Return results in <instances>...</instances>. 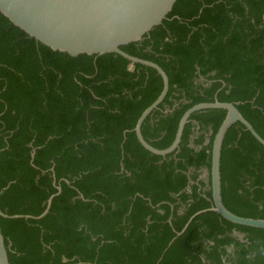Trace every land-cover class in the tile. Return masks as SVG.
<instances>
[{"label":"trees","instance_id":"obj_1","mask_svg":"<svg viewBox=\"0 0 264 264\" xmlns=\"http://www.w3.org/2000/svg\"><path fill=\"white\" fill-rule=\"evenodd\" d=\"M121 48L169 77L142 124L153 146L168 147L186 109L215 98L237 103L264 138V0H177ZM162 88L150 66L53 50L0 12V208L39 215L62 188L39 219L0 217L11 264H264V228L206 211L176 234L212 205L209 173L198 177L226 110L195 111L179 148L154 154L133 128ZM221 180L227 208L264 218V145L239 121Z\"/></svg>","mask_w":264,"mask_h":264},{"label":"water","instance_id":"obj_2","mask_svg":"<svg viewBox=\"0 0 264 264\" xmlns=\"http://www.w3.org/2000/svg\"><path fill=\"white\" fill-rule=\"evenodd\" d=\"M177 0H0V12L15 26L30 37L53 50L66 52L71 56L79 54H119L133 63L150 66L161 75L163 88L158 97L138 117L133 130L139 142L154 154L165 156L176 151L182 139L185 124L195 111L221 108L225 117L214 134L211 148L210 187L212 205L197 211L190 220L206 211H214L225 219L246 226L264 228V218L247 217L234 213L223 202L221 180V157L223 140L229 127L241 122L263 145L264 138L237 107L229 101H203L186 109L181 116L175 137L166 148L153 146L142 133V124L151 111L158 107L169 89V77L156 62L141 58L123 50L121 46L141 40L150 31L163 23ZM34 155V149L32 151ZM53 169V168H52ZM56 185V179L54 180ZM51 194L43 212L39 215L8 214L0 208V217H26L39 219L48 213L52 200L61 191ZM177 235L182 234L188 223ZM0 264H11L0 226Z\"/></svg>","mask_w":264,"mask_h":264},{"label":"flooded vegetation","instance_id":"obj_3","mask_svg":"<svg viewBox=\"0 0 264 264\" xmlns=\"http://www.w3.org/2000/svg\"><path fill=\"white\" fill-rule=\"evenodd\" d=\"M215 99H216V98H215ZM168 111H169V109H168V108H165L164 112H168ZM206 142H207V140H206ZM208 173H209V171H208L207 169H203L202 172H201V174L199 175L198 178H204V179H207ZM209 176H210V173H209ZM210 188H211V187H210ZM202 189L204 190L205 187L203 186ZM191 217H192V215H191ZM191 217H190V218H191ZM194 217H195V216H194ZM194 217H193V218H194ZM190 218L188 219V221L190 220ZM193 218H192V219H193ZM192 219H191V220H192ZM191 220H190V222H191ZM168 221L171 223V217H169ZM188 221H187V222H188ZM187 222H186V223H187ZM190 222H189V223H190ZM189 223H188V224H189ZM185 225H186V224H185ZM185 225H184V226H185ZM184 226H183V227H184ZM187 226H188V225H187ZM176 231H177V230H175V232H176ZM179 231H180V230H179ZM184 231H185V230H184ZM184 231H183V232H184ZM183 232H182V233H183ZM234 234H235L237 237H239L240 240H241V239L243 238V236H244V234L241 233V232H239V231H234Z\"/></svg>","mask_w":264,"mask_h":264}]
</instances>
